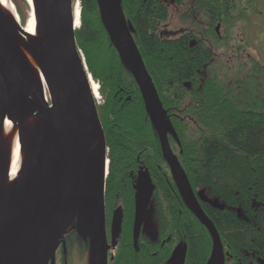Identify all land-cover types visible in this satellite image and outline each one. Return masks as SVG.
Here are the masks:
<instances>
[{
  "label": "trees",
  "instance_id": "16d2710c",
  "mask_svg": "<svg viewBox=\"0 0 264 264\" xmlns=\"http://www.w3.org/2000/svg\"><path fill=\"white\" fill-rule=\"evenodd\" d=\"M12 1L24 25L19 3L25 2ZM85 4L79 12L75 40L103 101L97 105V113L108 149L106 211H111L113 203L122 202L125 213L121 220L127 228L132 219L137 177L146 171L153 184L151 208H157L175 228L168 234V241L163 242L161 232L165 228L161 225L157 242L142 239L137 252L130 248V235L126 237L122 232L113 264H167L176 243L187 246L185 264H206L212 249L209 234L174 186L155 128L137 86L98 19L95 0L89 1V8L95 9L93 15L85 13ZM203 5L220 17L229 15L231 2L203 0ZM120 6L172 126L168 133L170 148L199 206L217 230L224 264H258L264 259V229L259 224L263 220L259 213L264 209V115L237 109L222 97L212 81L190 80L208 64L209 51L198 49L200 43L189 49L188 36L184 39L162 35L158 26L168 18L162 0H121ZM215 22L219 20L213 19ZM177 108L180 115L175 114ZM167 213L173 216H166Z\"/></svg>",
  "mask_w": 264,
  "mask_h": 264
},
{
  "label": "water",
  "instance_id": "95a60500",
  "mask_svg": "<svg viewBox=\"0 0 264 264\" xmlns=\"http://www.w3.org/2000/svg\"><path fill=\"white\" fill-rule=\"evenodd\" d=\"M72 2L35 0L38 44L19 40L6 30L8 23L0 9V131L5 118L19 131L31 118L41 121L19 176L0 194V264H54L53 254L73 225L79 235L88 237L91 264H107L111 250L106 242L103 200L108 149L90 86L94 81L75 40ZM95 2L109 41L138 88L174 186L209 234L212 249L206 264H224L217 230L199 206L170 148L172 126L133 42L132 27L125 20L120 1ZM218 29L219 25L216 33ZM16 42L35 55L49 100L24 68ZM152 193L151 178L141 171L131 229L135 249ZM118 214L111 230L113 246L120 230ZM186 247L179 244L173 248L167 264H185Z\"/></svg>",
  "mask_w": 264,
  "mask_h": 264
},
{
  "label": "rangeland",
  "instance_id": "374dc122",
  "mask_svg": "<svg viewBox=\"0 0 264 264\" xmlns=\"http://www.w3.org/2000/svg\"><path fill=\"white\" fill-rule=\"evenodd\" d=\"M10 1L12 2V6L14 7L16 13V6L12 0ZM89 1L90 0H73L72 3L74 5L78 3L81 12L86 2L85 13L88 14L87 12H89L93 15L95 9L91 6V8H89ZM24 2L25 5L19 3L23 16L25 17L24 25L21 24L20 18H18L20 27L22 26L21 28L25 27L30 11L26 0H24ZM203 6L205 5L201 3L197 5L199 15H202L201 17H196L195 19L183 18V11L181 9L176 10L169 8L168 18L166 23L163 25H168L166 30L173 32L180 31L185 28L190 29L191 31L193 30L192 32L195 39L204 46L202 51H204L205 47V49L209 51L208 53L212 51V55L214 51V58L210 55L211 58H209L210 60L204 70L211 78H214L209 81L214 82L215 86L219 88L222 92V97L225 98V100H228L229 103H233V105H235V107L239 110L257 112L264 115V0H231V5H229V15H225L226 17H219L216 12L205 9ZM96 9L98 19L100 21L98 8ZM213 14L218 17V23L221 24V27L218 29V34L214 33L215 24H213ZM216 26L217 25H215V28ZM216 35H218V37ZM45 97L49 100L46 89ZM102 103L103 101L100 96L98 104L101 105ZM178 112L180 113L179 108H177V112L175 114L180 115ZM110 210V212L105 214V220L107 223L111 222L112 230L113 219L119 211V218H121V214L125 212L123 211L124 207L120 201L113 203ZM151 212V217L153 218V209ZM133 216L134 212L132 213L131 221H133ZM259 216L263 219L259 222V224L264 229V209H261ZM162 217L163 216L160 215L161 220L164 219ZM144 227H146L145 233L154 234V238H152L153 240H147H151L153 243L157 242V226L155 228L156 232L153 229L154 226ZM173 227L174 226L171 225L168 230H162L161 233L164 234L162 238L164 240L163 242L168 241V234L172 233L175 229ZM74 228H76V225H73V229H71L65 236L68 241V253L65 262H62L61 260L60 264H91L92 255L90 253L91 251L88 237L79 235L77 230ZM131 229L132 226L130 228L129 223L127 228L121 226L120 230H118L119 233L114 246L112 245L113 236L112 231L110 230L111 232L108 233L106 241L109 246H111L106 262L107 264H113L114 258L117 254L116 251L120 250V237L122 232L124 233V236L126 235L127 237L130 234ZM62 242H65L64 238ZM162 244L164 245V243ZM179 244L183 245V243ZM179 244H174L173 248ZM173 248L171 249V252L173 251ZM258 264H264V259L259 260Z\"/></svg>",
  "mask_w": 264,
  "mask_h": 264
},
{
  "label": "bare ground",
  "instance_id": "6f19581e",
  "mask_svg": "<svg viewBox=\"0 0 264 264\" xmlns=\"http://www.w3.org/2000/svg\"><path fill=\"white\" fill-rule=\"evenodd\" d=\"M26 1H27V5L29 6L30 11H29L27 23L25 27L21 29L19 28L18 16H16L17 14L15 13V9L12 6V2L10 0H0V9L5 15L7 23H8V26H6V30H8L13 35H16V37H18L19 40L38 44L39 43L38 42V32H37V28L34 26L35 25L34 11L36 7L35 0H26ZM79 12H80V8L77 3L76 5H74V9H73L74 30H77L80 26V23H79L80 13ZM14 44H15L14 45L15 48L17 49L19 53V56H20L19 58H21V61L25 66L24 68H26L28 74L30 75V78L43 90V92H45V88H44L45 84H44L42 74L38 66L35 55L29 50H27L26 48H24L20 43L16 42ZM90 86L92 89L93 96L96 102L98 103L100 99V96H98L99 86L96 85V83L94 82ZM2 121H3V124L1 127V131H0V194L6 192L9 188H11V186L13 185V182L15 181V178L19 176V172L24 163L23 161H24L28 146L30 142L33 140V138L37 136L39 129H40V124H41L40 119L31 118L25 123V125L23 126V129L19 131L17 127L14 124H12V122L9 119L5 118ZM151 199L149 201L148 208L146 210L145 218H143L144 220L140 227L141 229L139 232V239H138V244H137L138 248H139L140 240L144 238L153 240L152 238H154V234L145 233L146 227L144 226H149V227L154 226L153 229L155 232H156V229H155L156 226H157V229L159 230H161V225L163 226L162 228H165L166 230H168L171 226V223L168 219L161 220L159 211L155 207H153V218L151 217V214H152ZM103 200H104L105 214H106L107 206L105 203V197ZM134 205H135V201H134ZM174 205L171 206L172 211L175 210V207H173ZM134 208H132L133 212H134ZM166 216L172 217L173 214L167 213ZM121 219H122V215H121ZM121 226H123V223L120 224V228ZM131 226L133 228V221H131L130 228ZM124 228H125V224H124ZM71 229H73V227H69L68 230L70 231ZM129 235H130V239H132L133 230H130ZM151 240L149 241L150 243L153 242ZM130 248L135 249L133 241H131ZM150 250L151 248L148 247L147 252L149 253ZM131 257L133 258L134 261L135 260L138 261L136 256H131ZM54 258H55V255L53 254V259Z\"/></svg>",
  "mask_w": 264,
  "mask_h": 264
},
{
  "label": "flooded vegetation",
  "instance_id": "af4514ba",
  "mask_svg": "<svg viewBox=\"0 0 264 264\" xmlns=\"http://www.w3.org/2000/svg\"><path fill=\"white\" fill-rule=\"evenodd\" d=\"M162 2L164 3V5L166 6V9H168V10H169V8H173L176 10L181 9L183 11L182 12L183 18L195 19L196 17H201V15H202V14L199 15V10H198L197 5L199 3L203 4V0H162ZM230 2H231V0H230ZM213 19H215V21H217L218 17H216V15L213 14ZM215 25H219V27H221V24H219L218 22H216ZM215 25H214V33L218 34V31L216 33ZM167 26L168 25H163V24L158 26L162 35H164L167 38H171L172 36H174V37H181V38L184 37V39L186 38V36H188L189 38L186 39L187 40V47L189 49H193V48L195 49L196 47H198L199 42L195 39V36L193 35V32H192L193 30L191 31L190 29L185 28V29H182L180 31L173 32L170 30H166ZM216 36L218 37V35H216ZM203 47L204 46L202 45L201 48L198 47V49H203ZM205 48H204V50H205ZM209 54L212 55V51H210ZM212 56L214 58V56H215L214 51H213ZM204 69H206V65H204L200 69H198L196 71L195 75L190 80H199V82H202L203 80H213L214 78H211L208 73H205ZM104 221H105L106 236H107L108 233L111 232L110 231L111 230V222L107 223L106 220H104ZM64 239H65V242L59 243L60 245L54 254L55 255L54 264H60L61 260H62V262H65V260H66L67 253H68V245H67L68 241L66 238H64Z\"/></svg>",
  "mask_w": 264,
  "mask_h": 264
}]
</instances>
